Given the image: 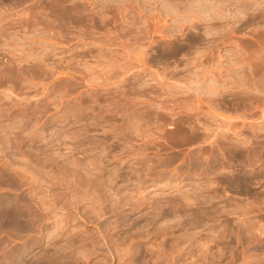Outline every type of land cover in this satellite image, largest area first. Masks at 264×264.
<instances>
[{"label":"rangeland","instance_id":"1","mask_svg":"<svg viewBox=\"0 0 264 264\" xmlns=\"http://www.w3.org/2000/svg\"><path fill=\"white\" fill-rule=\"evenodd\" d=\"M0 199V264H264V0H0Z\"/></svg>","mask_w":264,"mask_h":264},{"label":"bare ground","instance_id":"2","mask_svg":"<svg viewBox=\"0 0 264 264\" xmlns=\"http://www.w3.org/2000/svg\"><path fill=\"white\" fill-rule=\"evenodd\" d=\"M1 199H2V198H1ZM1 199H0V200H1ZM2 201H3V200H2ZM2 201H0V206H1V202H2ZM2 204H3V203H2ZM1 207H2V206H1ZM18 216H19V215H18ZM16 225H17V224H16ZM86 250H87V249H86ZM17 260H18V259H17Z\"/></svg>","mask_w":264,"mask_h":264}]
</instances>
